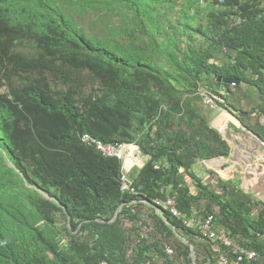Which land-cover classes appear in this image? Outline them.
<instances>
[{
    "label": "trees",
    "instance_id": "trees-1",
    "mask_svg": "<svg viewBox=\"0 0 264 264\" xmlns=\"http://www.w3.org/2000/svg\"><path fill=\"white\" fill-rule=\"evenodd\" d=\"M81 13L116 22L90 36L75 19ZM224 78L264 96V0H0V264H141L167 258L161 236L174 258H187L188 246L144 204L128 218L116 213L131 199L171 192L180 210L206 209L262 259L236 264H264V202L252 201L251 216L234 184L215 179L217 194L191 171L228 155L187 98L199 97L198 87L228 92ZM83 134L139 148L146 159L130 174L136 196L119 191L120 162ZM165 216L212 262L216 253L195 229ZM144 224L153 231L127 258V237Z\"/></svg>",
    "mask_w": 264,
    "mask_h": 264
},
{
    "label": "built area",
    "instance_id": "built-area-1",
    "mask_svg": "<svg viewBox=\"0 0 264 264\" xmlns=\"http://www.w3.org/2000/svg\"><path fill=\"white\" fill-rule=\"evenodd\" d=\"M235 87V83L229 85L230 89ZM216 95L205 96L203 101L207 105L215 106ZM81 141L89 146H92L96 151H98L102 156L106 158H115L120 162V176H119V191L123 194H128L131 196H136L137 191L132 185L131 171L135 168H140L145 160L144 156L140 152L139 148L133 144L129 143H102L97 138L83 134L81 136ZM214 184V191L217 194L222 192L216 182ZM177 192H171L166 194L162 199H153L150 202L145 200H135L131 199L128 204L123 203L119 210L121 216L128 218L130 213L136 212V206L138 204H144L151 211H153L159 219L164 223V225L170 227V231L175 239L180 244L188 246V256L187 258H174L176 255V249L172 247V244L167 242L165 236L159 237V243L161 245L162 251L165 253L167 258H151L150 260H145L141 264H167L166 259L171 262V264H236L244 261L248 262H260L259 254L251 249L241 246L237 241L228 235L226 229L216 223L212 214H209L206 209L198 207L197 205H192L188 212L180 210L178 208ZM249 205V213L251 216L255 215L256 210L253 205ZM127 208L124 212L123 209ZM145 209V207H141ZM166 215L171 216L177 222H180L186 229L192 228L197 231L196 241L205 242L211 245L216 256L211 260L208 258H199L194 251V246L189 243L186 236L178 233L174 225H170ZM125 222V221H124ZM128 229L131 230L132 225L127 223ZM153 231L151 224L139 225L136 227L134 232L127 237L128 246L126 248L125 256L129 258L133 255L134 246L146 240L149 237V233ZM130 232V231H129ZM127 233V232H126ZM175 242V241H174ZM225 250L230 253L235 254L233 260L228 259L225 254ZM197 256V257H196ZM264 261V260H263Z\"/></svg>",
    "mask_w": 264,
    "mask_h": 264
},
{
    "label": "crops",
    "instance_id": "crops-1",
    "mask_svg": "<svg viewBox=\"0 0 264 264\" xmlns=\"http://www.w3.org/2000/svg\"><path fill=\"white\" fill-rule=\"evenodd\" d=\"M218 93L216 105L203 102L202 111L226 142L228 155L198 160L191 171L212 187L215 179L234 184L237 203L243 199L248 207L252 201L264 202V96L246 83Z\"/></svg>",
    "mask_w": 264,
    "mask_h": 264
},
{
    "label": "rangeland",
    "instance_id": "rangeland-1",
    "mask_svg": "<svg viewBox=\"0 0 264 264\" xmlns=\"http://www.w3.org/2000/svg\"><path fill=\"white\" fill-rule=\"evenodd\" d=\"M86 16L87 15L81 13L79 15H76L75 19L81 21V24H83V27H84L83 29L87 30L86 32L90 36L92 35V33L98 34L99 32H101V30H99V29L101 28L102 23L108 22V23L114 24V22H116V19L114 17H112V18H105V17L96 18L94 22H91V21L86 19ZM93 85H94V83L92 84L90 79L86 77L84 90L87 91L90 87H93ZM51 87L53 89H58V90H60V89L62 90L63 88H65L64 84L58 80H52L51 81ZM209 90L210 89L198 87L199 97L195 93H190V94H188L187 98L189 100H191V102L193 103V105H192L193 107L200 108L201 112H202V108H203L202 105L204 104L203 103L204 97L205 96H211L210 94H212V92ZM1 91H5V88H2Z\"/></svg>",
    "mask_w": 264,
    "mask_h": 264
},
{
    "label": "water",
    "instance_id": "water-1",
    "mask_svg": "<svg viewBox=\"0 0 264 264\" xmlns=\"http://www.w3.org/2000/svg\"><path fill=\"white\" fill-rule=\"evenodd\" d=\"M223 83H226V84H230V83H235V84H239V81L235 78H224L222 80ZM251 133H254L253 131H251Z\"/></svg>",
    "mask_w": 264,
    "mask_h": 264
},
{
    "label": "clouds",
    "instance_id": "clouds-1",
    "mask_svg": "<svg viewBox=\"0 0 264 264\" xmlns=\"http://www.w3.org/2000/svg\"><path fill=\"white\" fill-rule=\"evenodd\" d=\"M230 84H231V83H230ZM230 84H229V85H230ZM235 86H236V84H235ZM142 155H143V154H142ZM143 156H144V155H143ZM144 158L146 159V157H145V156H144ZM133 169H134V168H133ZM133 169H132V170H133ZM135 169H136V168H135ZM131 172H132V171H131ZM130 174H131V173H130Z\"/></svg>",
    "mask_w": 264,
    "mask_h": 264
}]
</instances>
